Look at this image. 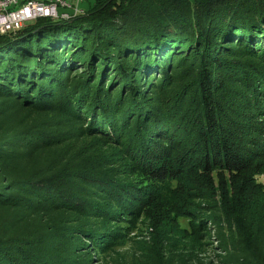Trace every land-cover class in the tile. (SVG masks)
Segmentation results:
<instances>
[{
	"label": "trees",
	"instance_id": "16d2710c",
	"mask_svg": "<svg viewBox=\"0 0 264 264\" xmlns=\"http://www.w3.org/2000/svg\"><path fill=\"white\" fill-rule=\"evenodd\" d=\"M21 33L0 37V98L53 120L0 148V264H90L73 258L86 250L76 236L17 230L20 211L78 215L72 233L99 257L144 219L154 234L171 218L185 238L219 235L210 214L237 206L261 208L247 231L264 243V0H95L72 22ZM76 136L104 143L85 148L92 169L57 156ZM50 150L30 175L4 166ZM197 250L154 263L209 264ZM231 257L220 264H248Z\"/></svg>",
	"mask_w": 264,
	"mask_h": 264
},
{
	"label": "rangeland",
	"instance_id": "374dc122",
	"mask_svg": "<svg viewBox=\"0 0 264 264\" xmlns=\"http://www.w3.org/2000/svg\"><path fill=\"white\" fill-rule=\"evenodd\" d=\"M94 2L95 0H85L82 6L83 9L88 10L90 5ZM3 100L4 98H0V114H2L0 117V148L2 150H7L8 152L14 150L11 149V147L4 146L7 137L14 133H10L13 130L18 132V130H21L33 122L38 123L37 127L42 130L50 128L46 124L52 122V115L29 113V110L27 109V111H25L18 108L19 106L14 100ZM39 122H42V124ZM56 130L66 131V129H61L60 127ZM72 130H75V133L77 132L76 129ZM88 145L102 147V145L104 146V143L100 142L98 139H92L91 137L83 138L81 136H76L74 140L68 141L62 146L63 148L66 147V149L62 155L57 156H66L65 160H69L71 165L75 168L84 167V165L89 166L86 162L88 157H86L85 153V148ZM53 153L54 150L47 151L46 154L32 152L21 156V158L25 159L24 161L19 162V160H13L11 163L4 161V166L8 170H13L15 173L21 172L23 175H30L37 167L47 168L53 160L52 158L48 159L47 154H51L52 156ZM91 163L95 164L97 161L92 159ZM93 168L98 169L99 166L96 164ZM88 169H92V167ZM260 209L261 208L255 209L251 207L243 208L237 206L235 210L230 209V211H228L227 209L226 215L224 213H221L222 215H220L218 212L215 213L217 216L210 214L211 221L212 218H216V221L220 223V228L218 229L219 235H216L213 231V227H211L210 232L204 231V228H202L200 236L195 238H185L180 236V234L177 233L178 231L176 229L177 232L174 230L175 224L174 220L171 218L162 219V225L156 228L155 234L151 228L153 227V222L146 219H144V221L139 220L132 225L133 229L129 238L131 239L130 241L128 239L120 242L118 245L111 247L107 251V254L102 255L101 257H99V252L101 250L99 251L98 249H95L97 248V244L93 245L87 239L83 238L82 235L72 233L74 232L72 231L73 228H80L82 223L85 222L83 218L80 219L78 215L72 212L48 211L31 213L19 210L20 212L17 216H24L25 218L22 222L17 221L16 228L17 230L24 229L29 231L40 229L39 231L44 234H53V231L54 236L57 235L63 237L65 235L68 239H74V236H76L78 238H75V242H81L82 247L80 249L86 250L73 258L84 261L85 257L81 256V254L87 252L86 257L90 264H155L154 261L160 258L161 260L168 259L170 255H178L185 249L189 248H197V251H203V254L199 256H203L205 262H208L209 264H220V262L228 257L229 254H231V258L236 261L243 258L248 261V264H264V243L261 244L258 241L256 242L250 236L251 231H247L252 230L253 232L256 228H261L254 224ZM219 210L224 212L222 208ZM248 220L251 221L252 226ZM181 224L190 228L188 225L189 219L181 220ZM261 226L264 229V223L263 225L261 224ZM246 231L249 232L248 235H246ZM66 233H68V235H66ZM204 233H208L211 237H206ZM240 235H243V238H241ZM156 236L160 241L158 244L155 240ZM246 240L250 243H247V247L246 243L244 244V241ZM222 241H224V244L228 249L230 248L233 251L229 254H226L225 251H219V247L216 246ZM83 243H85L86 246H83ZM240 245V250L242 252L243 250H247L242 257H239L234 251L237 250Z\"/></svg>",
	"mask_w": 264,
	"mask_h": 264
},
{
	"label": "built area",
	"instance_id": "2783aa9c",
	"mask_svg": "<svg viewBox=\"0 0 264 264\" xmlns=\"http://www.w3.org/2000/svg\"><path fill=\"white\" fill-rule=\"evenodd\" d=\"M50 0H0V22L8 23L4 31H14L49 5ZM63 6L75 8L85 0H58Z\"/></svg>",
	"mask_w": 264,
	"mask_h": 264
},
{
	"label": "water",
	"instance_id": "95a60500",
	"mask_svg": "<svg viewBox=\"0 0 264 264\" xmlns=\"http://www.w3.org/2000/svg\"><path fill=\"white\" fill-rule=\"evenodd\" d=\"M84 2L78 7V12H75V8L65 7L61 2L59 3L58 0H50L46 9L42 10L41 13L35 15L33 19L25 22L14 31H4L3 29L6 28L8 23L5 24L0 22V37L6 39L9 38L11 40L15 39V37L19 38L24 35V33H21L23 30L44 20L50 22V24L72 22L73 20L86 15L87 10L82 7Z\"/></svg>",
	"mask_w": 264,
	"mask_h": 264
}]
</instances>
